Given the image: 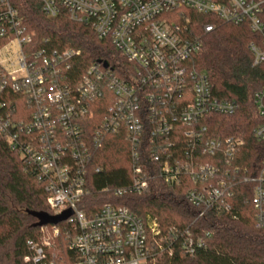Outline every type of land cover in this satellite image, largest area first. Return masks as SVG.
Returning <instances> with one entry per match:
<instances>
[{"label": "built area", "instance_id": "built-area-1", "mask_svg": "<svg viewBox=\"0 0 264 264\" xmlns=\"http://www.w3.org/2000/svg\"><path fill=\"white\" fill-rule=\"evenodd\" d=\"M37 1L47 18L65 12L89 27L117 57L77 75L79 49L43 47L28 54L29 36L16 9L0 0V137L42 185L52 215L71 211L60 222L68 255L52 250L48 240H28L25 262L156 264L175 251L205 248L194 226L162 229L149 213L140 217L109 203L95 211L79 207L89 192L94 156L109 134L124 135L130 146V178L116 195L147 192L155 174L167 185L188 181L185 200L200 218L208 210H229L233 188L242 182L253 187L250 202L264 227V155L260 162L236 165L244 141L210 137L204 121L238 109L234 100L215 96L207 76L192 65L215 23L199 31L183 13L174 14L184 8L246 25L256 34L247 46L255 66L264 63V0ZM252 105L264 118V86ZM251 134L264 144V122ZM51 231L56 236L60 228L52 225Z\"/></svg>", "mask_w": 264, "mask_h": 264}, {"label": "trees", "instance_id": "trees-1", "mask_svg": "<svg viewBox=\"0 0 264 264\" xmlns=\"http://www.w3.org/2000/svg\"><path fill=\"white\" fill-rule=\"evenodd\" d=\"M10 2L29 36L24 47L28 54L43 47L79 49L77 75L98 60L111 64L117 57L110 45L99 41L89 27L70 20L65 12L50 19L43 14L37 0ZM178 13H183L199 31L203 24L215 23V29L203 35L201 49L193 57L192 65L207 76L215 96L234 100L238 105L233 115L212 114L204 120L209 136L244 141L238 149L236 165L260 162L264 144L256 141L251 132L264 118L256 115L252 97L264 86V63L253 66L247 48L256 34L246 25L222 23L184 8L174 11ZM130 174V146L126 137L109 134L94 156L88 172L89 192L79 207L95 211L107 203L123 206L140 217L148 213L155 216L162 229L194 226L204 237L205 248L193 254L175 251L156 264H264V227L258 224L250 202L251 185L237 182L229 210H208L197 218V210L185 200L190 182L167 185L155 174L147 192L116 195L114 190L126 184ZM31 212L52 215L42 185L25 169L18 154L9 149L7 140L0 137V264H29L24 261L28 240L38 243L48 240L52 250L68 255L63 223L55 225L60 231L54 236L53 224L38 226V219Z\"/></svg>", "mask_w": 264, "mask_h": 264}, {"label": "water", "instance_id": "water-1", "mask_svg": "<svg viewBox=\"0 0 264 264\" xmlns=\"http://www.w3.org/2000/svg\"><path fill=\"white\" fill-rule=\"evenodd\" d=\"M31 214L38 219V226L44 225V224H53L56 225L62 221H64L70 214V210L63 211L62 213L58 215H49L46 213H38V212H31Z\"/></svg>", "mask_w": 264, "mask_h": 264}, {"label": "rangeland", "instance_id": "rangeland-1", "mask_svg": "<svg viewBox=\"0 0 264 264\" xmlns=\"http://www.w3.org/2000/svg\"><path fill=\"white\" fill-rule=\"evenodd\" d=\"M11 53H14V48L12 47V49H11Z\"/></svg>", "mask_w": 264, "mask_h": 264}]
</instances>
